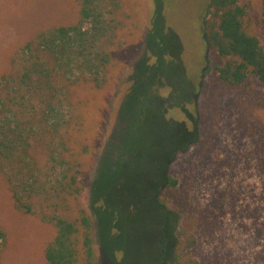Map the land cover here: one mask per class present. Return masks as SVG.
<instances>
[{
    "label": "rangeland",
    "instance_id": "1",
    "mask_svg": "<svg viewBox=\"0 0 264 264\" xmlns=\"http://www.w3.org/2000/svg\"><path fill=\"white\" fill-rule=\"evenodd\" d=\"M209 1L121 0L122 48L113 52L109 80L68 87L67 117L81 130L69 127L66 135L88 149L82 199L95 221L94 264H159L166 216L158 195L176 215L171 236L197 238L184 254L200 264H264V86L254 75L241 85L219 76L220 60L201 38ZM241 1L264 46L261 0ZM79 5L0 0L2 88L4 73L20 72L23 44L75 22ZM32 149L44 165L45 143ZM166 172L176 186H161ZM95 179L120 215L112 233L103 229L105 245L92 209ZM45 203L36 198L34 212L20 209L0 171V264H48L45 249L56 229L42 218Z\"/></svg>",
    "mask_w": 264,
    "mask_h": 264
},
{
    "label": "trees",
    "instance_id": "2",
    "mask_svg": "<svg viewBox=\"0 0 264 264\" xmlns=\"http://www.w3.org/2000/svg\"><path fill=\"white\" fill-rule=\"evenodd\" d=\"M79 3L75 22L43 29L23 44L18 57L20 72L4 73L6 83L3 88L0 84V171L20 209L32 213L34 199L46 201L42 218L56 229L45 249L48 264H94L95 221L82 199L86 185L82 158L88 149L79 137L70 139L66 135L69 127L78 134L81 130L72 127V119L67 117L68 87L104 85L115 59L113 52L122 48L121 0ZM247 16V4L241 0H210L201 38L216 52L220 60L216 68L224 81L241 85L254 75L264 86V46L249 30ZM261 21L264 26V0ZM39 141L46 145L44 165L32 149ZM97 181L92 182L91 202L100 239L105 227L112 233V227H116L113 222L120 215L113 211L114 199L96 189ZM177 184V179L166 172L161 186ZM159 197L157 202L166 216L159 241V264H200L194 255L182 252L194 246L196 236L191 232L171 236L176 215ZM70 200L76 212L73 216L69 215ZM4 238L0 226V243Z\"/></svg>",
    "mask_w": 264,
    "mask_h": 264
}]
</instances>
